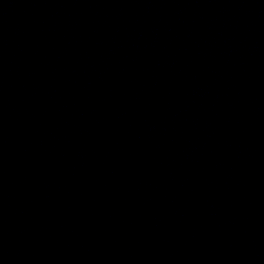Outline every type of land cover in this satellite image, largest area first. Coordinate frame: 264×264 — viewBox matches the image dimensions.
<instances>
[{"label": "water", "instance_id": "obj_1", "mask_svg": "<svg viewBox=\"0 0 264 264\" xmlns=\"http://www.w3.org/2000/svg\"><path fill=\"white\" fill-rule=\"evenodd\" d=\"M0 264H264V0H0Z\"/></svg>", "mask_w": 264, "mask_h": 264}]
</instances>
